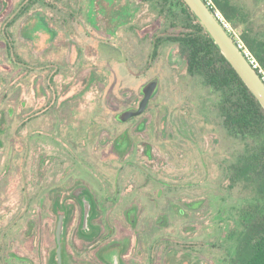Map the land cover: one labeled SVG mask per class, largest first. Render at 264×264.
I'll return each mask as SVG.
<instances>
[{
	"label": "rangeland",
	"instance_id": "rangeland-1",
	"mask_svg": "<svg viewBox=\"0 0 264 264\" xmlns=\"http://www.w3.org/2000/svg\"><path fill=\"white\" fill-rule=\"evenodd\" d=\"M244 1L256 18H264V0ZM24 7L28 10L8 27ZM5 29L9 36L0 39L5 250L33 259L37 239L45 264L56 227L50 200L73 199L64 209L80 216L75 197L82 192L96 201L92 225L101 235L110 233L104 241L127 249L124 264H227L235 245V236L228 235L244 204L216 181V162L231 139L198 115L196 108L210 107L207 91L194 97L195 83L173 50L150 61L151 40L164 36L153 8L141 0H0V37ZM239 31L232 28L236 39ZM154 80L145 109L119 122V115L139 110L144 88ZM30 223L34 233L24 236ZM70 239L68 234L67 249ZM119 252L113 248L104 259L113 263ZM94 253L84 255L93 261Z\"/></svg>",
	"mask_w": 264,
	"mask_h": 264
},
{
	"label": "trees",
	"instance_id": "trees-1",
	"mask_svg": "<svg viewBox=\"0 0 264 264\" xmlns=\"http://www.w3.org/2000/svg\"><path fill=\"white\" fill-rule=\"evenodd\" d=\"M141 1L156 12L162 30L159 35L164 34L151 40L150 61L163 50L165 54L166 48L173 50L195 83L194 97L208 98L205 103L210 107L196 108L198 115L231 139L230 149L216 162V181L244 204L236 210L237 223L228 235L235 236V245L227 264H264V110L182 0ZM211 1L223 18L240 30L239 40L231 35L234 41L241 42L264 68V18H256L244 0ZM254 1L258 4L260 0ZM27 10L24 7L7 26ZM8 36L5 29L0 39Z\"/></svg>",
	"mask_w": 264,
	"mask_h": 264
},
{
	"label": "flooded vegetation",
	"instance_id": "flooded-vegetation-1",
	"mask_svg": "<svg viewBox=\"0 0 264 264\" xmlns=\"http://www.w3.org/2000/svg\"><path fill=\"white\" fill-rule=\"evenodd\" d=\"M121 117L122 114L118 116L119 122H122ZM126 121H128V119ZM126 143V140L120 143V148H123V151L126 150L128 146ZM54 194L56 193L51 192L53 197ZM86 195L87 194L80 192L75 197V202L80 208H82V215L80 216H71L67 213V209H64L67 205L71 208V205L74 202L73 199L62 202H58L57 199L50 200L52 203L51 207L56 213V227L53 233L54 246L50 251L45 264H74L72 261L73 259L77 262L80 261V263L77 264H124V257L127 255V249H124L122 245H118L117 243H106L104 241L110 237V233L108 232L106 235H101L99 228L97 229L95 223L92 225V222L96 219L93 215V208L96 207V201L92 199V196L88 197ZM68 201L69 203H67ZM58 209L61 210L57 211ZM60 218L61 231L59 238L57 239L56 228ZM107 222L108 221H106V223ZM32 225L33 223H30V231L24 233V236L33 235L34 232H31ZM68 234L71 236V239L69 245L70 248L67 249L66 236ZM75 239H77L80 244V249L75 247ZM38 245L39 240L36 239L33 259H31V257L27 255L20 257L15 253L8 252L5 250L6 248L4 245L0 244V264H42L38 258L40 254ZM113 248H115V250L119 249L120 252L117 253L113 263H109L104 259V255L106 252L113 250ZM58 249L60 250L59 256L57 252ZM90 249L95 251L93 261H89L84 255L88 253Z\"/></svg>",
	"mask_w": 264,
	"mask_h": 264
},
{
	"label": "water",
	"instance_id": "water-1",
	"mask_svg": "<svg viewBox=\"0 0 264 264\" xmlns=\"http://www.w3.org/2000/svg\"><path fill=\"white\" fill-rule=\"evenodd\" d=\"M195 18L210 36L213 43L216 45L222 56L226 59L248 91L257 100L261 108L264 110V84L261 82L255 71L251 68L246 58L238 48L235 41L228 35L225 29L216 20L212 12L207 8L203 0H182ZM157 80L145 86V97L138 111L134 113H125L121 118L122 121L127 120L130 115H136L142 112L149 100L150 95L156 88ZM61 231V218L57 224L56 235L59 238ZM58 256L60 250L58 249Z\"/></svg>",
	"mask_w": 264,
	"mask_h": 264
},
{
	"label": "built area",
	"instance_id": "built-area-1",
	"mask_svg": "<svg viewBox=\"0 0 264 264\" xmlns=\"http://www.w3.org/2000/svg\"><path fill=\"white\" fill-rule=\"evenodd\" d=\"M207 8L212 12L216 20L220 23V25L225 29V31L228 33V35L233 39V33H232V26L230 23H228L221 13L215 9L213 3L211 0H203ZM233 37H232V36ZM235 38V37H234ZM236 39V38H235ZM234 40V39H233ZM239 40V39H236ZM238 48L241 50L242 54L246 58L247 62L251 66V68L255 71L261 82L264 84V68H262L257 60L251 55V53L243 46L241 42L235 41Z\"/></svg>",
	"mask_w": 264,
	"mask_h": 264
},
{
	"label": "crops",
	"instance_id": "crops-1",
	"mask_svg": "<svg viewBox=\"0 0 264 264\" xmlns=\"http://www.w3.org/2000/svg\"><path fill=\"white\" fill-rule=\"evenodd\" d=\"M150 75H151V74H150ZM141 85L143 86V85H144V83L142 82V83H141ZM143 87H144V86H143ZM119 89H121V88H119ZM119 89H118V90H119ZM119 116H120V115H119Z\"/></svg>",
	"mask_w": 264,
	"mask_h": 264
}]
</instances>
